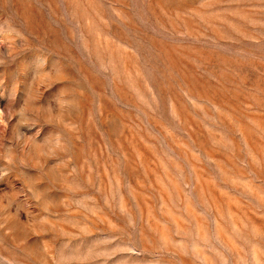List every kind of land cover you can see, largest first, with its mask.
Returning <instances> with one entry per match:
<instances>
[{
	"label": "rangeland",
	"instance_id": "374dc122",
	"mask_svg": "<svg viewBox=\"0 0 264 264\" xmlns=\"http://www.w3.org/2000/svg\"><path fill=\"white\" fill-rule=\"evenodd\" d=\"M0 264H264V0H0Z\"/></svg>",
	"mask_w": 264,
	"mask_h": 264
}]
</instances>
